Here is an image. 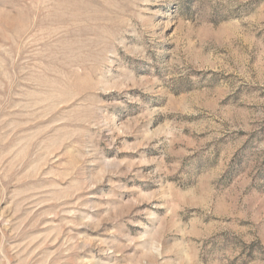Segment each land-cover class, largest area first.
Returning <instances> with one entry per match:
<instances>
[{"label":"rangeland","instance_id":"1","mask_svg":"<svg viewBox=\"0 0 264 264\" xmlns=\"http://www.w3.org/2000/svg\"><path fill=\"white\" fill-rule=\"evenodd\" d=\"M0 264H264V0H0Z\"/></svg>","mask_w":264,"mask_h":264}]
</instances>
